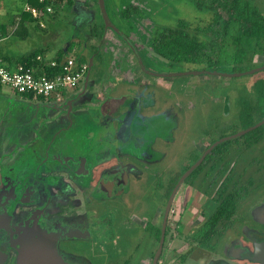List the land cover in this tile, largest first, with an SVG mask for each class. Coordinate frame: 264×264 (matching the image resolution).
Returning a JSON list of instances; mask_svg holds the SVG:
<instances>
[{
    "label": "rangeland",
    "instance_id": "374dc122",
    "mask_svg": "<svg viewBox=\"0 0 264 264\" xmlns=\"http://www.w3.org/2000/svg\"><path fill=\"white\" fill-rule=\"evenodd\" d=\"M23 1L17 0V6L24 7ZM261 1L264 11V0ZM68 2L69 0H62L60 8L54 14L55 16H44V25L37 19L35 23L36 25L39 23L40 26L37 27L36 31L41 35L40 37L35 38L32 36L28 40H22L23 38L20 36L17 38L14 35L13 39L16 38L21 43L20 45L26 43L27 45L24 48L33 52L46 53L48 57H54L62 51L64 56L70 55L78 58L82 55L86 56L89 61V58L94 55L90 85L85 95L91 97V100L98 104L96 109L100 113V118H96L97 125L91 127V130H96L95 127H97L96 136L92 141L87 142L88 138L81 127H78L79 129L71 128L63 133V137L57 139L53 147L55 151L64 152L69 157L81 154L79 148H82V144H87L88 147L89 143L94 144L95 148L100 149V153L91 155L92 159H89V165L92 169L95 168L98 171L105 167H114V165H122L123 163L129 164V159L133 157L142 175H131L128 192L124 193L123 201L119 200L117 202L118 206L115 204L117 199L107 200L106 202L100 201L94 196L87 199L85 213L93 223V236L91 240L81 243L83 246L92 247L87 256L94 262L93 264H109L112 257L115 263H119L131 253H134V256L130 262L132 264L136 262L135 264H137V253L144 255L148 250L152 252L156 247L157 237L151 234L142 240L139 252L136 250V253L133 246H135L139 235L132 236L129 239L128 234L121 229V218L131 213L132 210L139 214H146L150 210L154 211L155 206H158L161 201L166 202L167 197L165 198V195L168 196L169 188L171 189L174 185L172 178L176 176L179 178L185 167L196 159L197 146L201 151L210 142L242 131L244 126L249 124L247 122H254L264 117V102L261 97L262 90L259 87V83L264 79V70L235 77L211 73L168 77L164 81L169 83V88L159 87L158 85L147 86L144 89L143 98H137L134 94L135 91L140 90V86L131 82L125 83L124 80H119L115 75H110V83L114 86V90L104 91V89H101V92L90 93L94 91L93 84L95 82L104 80L103 76L106 71L99 49L101 42L105 39L104 20L97 0H74V11L71 12V10L69 15L64 13ZM107 2V8L112 19L132 39L144 43V51H141L144 61L150 69L158 72H182L190 69L186 68L187 65L184 64L169 65L165 60L156 56L150 42L156 31L155 28L176 24L180 18L191 22V28H206L210 25L217 28V24L214 23L215 12L222 14L221 20L227 18L226 11L217 2L211 3L209 0H206L201 6L197 4L196 0H130L135 5H133L134 8L131 15H129L130 17L118 20L111 10V0ZM126 2L128 3L126 0H117V4L121 8ZM2 17L4 15L1 16V19ZM52 19L54 22L52 21L50 24L49 20ZM12 21L10 19V22ZM95 23H101V26H103L104 35L102 37L93 35ZM17 24L18 20L13 21L10 26L13 29ZM112 35L126 43L116 33ZM81 40L82 43L88 41L89 46L82 48ZM3 43L5 44V42ZM69 43L71 44L70 47ZM124 43L122 50H119V53H121L119 56L124 57L125 52L135 55L129 45ZM11 46L14 47L13 44ZM137 47L139 48L138 45ZM111 56L109 54L108 58ZM44 58L46 61L50 60V58ZM124 59L126 58L124 57ZM255 60L257 64L252 65V67L245 65L243 70L237 72L248 71L263 65V56H256ZM233 65V63L227 64L228 69H232ZM113 69L115 71V67ZM112 73L114 72L112 71ZM148 76L151 79L157 77ZM259 88L261 91H259ZM3 91L7 96L0 94V123L5 119L6 124L0 126V150L3 151L4 147L10 148L8 149L10 151L9 155L5 156L8 160L13 161V166L17 168V172L37 175L45 171L52 173V176L63 172L64 169H61L60 164L51 162V159L48 165L41 166L40 159L34 157L33 151L34 148H39L40 144L27 143L23 145L21 141L23 137L21 138L19 130L21 124L28 122V120L23 122V118L18 119L17 117L21 111L22 103L17 101L15 97H8L13 92L11 87L5 85ZM136 103H139V111L131 110ZM140 114L142 115L141 118ZM83 119H88L85 114L82 116ZM87 123L90 122L87 121ZM15 131H18V133ZM136 131L141 132V137L137 136ZM6 138L10 140L9 143L5 141ZM241 139L242 137L239 136L230 139L231 143L228 140L222 142L220 150H231L230 159L237 160L241 166H246L252 160V155L255 152L248 151L241 155L238 148L232 146L235 143L240 144ZM71 140L75 142H71ZM96 140L99 141L96 142ZM56 147H59V149ZM145 148L149 155L153 156V159L148 158V166L145 160L139 158L140 154H145V152H142ZM83 151H87L86 154L89 152L85 148L82 149ZM39 152L41 155L45 154L40 150ZM142 157L146 156L143 155ZM7 159L6 161H8ZM160 172L162 175H159ZM204 172L202 170L194 173V184L203 181ZM134 173L135 171L132 172V174ZM51 178L50 174L49 179ZM166 181H168V187ZM193 192L190 188L183 186L175 202L171 218L172 231L170 232L171 236L164 257L166 262H181V254L177 252L182 250L173 251L174 247L180 246L178 249H181L189 244L188 241L176 234L178 228L175 225L179 224L189 206L194 205L197 208L203 201V196L197 197ZM252 197L255 199L256 195L252 194ZM258 201L264 200L260 199ZM258 201L245 207L242 213L243 221L248 222V212L255 210L256 205L264 204V202L259 203ZM118 207H120L119 210H116ZM200 217H197L195 221ZM103 218L109 220V229H113L116 238L112 240L105 239L106 233L101 232V226L97 224L98 222L96 223L97 220ZM188 223L191 224L192 222L189 221ZM251 224L254 225L255 223ZM133 231L136 232V230ZM238 233L233 230L230 232V237L234 238ZM93 251L102 254V256L92 255ZM205 256L207 258H204ZM204 257H202V261H208L212 257V252L204 253Z\"/></svg>",
    "mask_w": 264,
    "mask_h": 264
},
{
    "label": "flooded vegetation",
    "instance_id": "af4514ba",
    "mask_svg": "<svg viewBox=\"0 0 264 264\" xmlns=\"http://www.w3.org/2000/svg\"><path fill=\"white\" fill-rule=\"evenodd\" d=\"M131 110L137 109L134 106ZM263 119L264 117L254 122H247L249 124L244 126L243 130ZM241 137V143H235L232 146L238 148L241 155L248 151L255 152L252 155V160L246 166H241L237 160L230 159L231 150H220L221 147L212 149L202 163L179 186L170 210L166 214L170 197L182 175L216 140L210 142L201 151L197 146L196 159L185 167L179 178L177 176L172 178L174 185L171 189L169 188L168 196L165 195V198L167 197L166 202L161 201L158 206H155L154 211L150 210L146 214H139L132 210L131 213L121 218V229L128 234L129 239L132 236L139 235L135 246H133L135 252L136 250L139 252L141 241L149 235L153 234L157 237L156 247L152 252L148 250L144 255L136 252L138 254L137 264H180L181 262V264H264V204H258L255 206V210L248 212V222L242 220L245 207L260 199L264 200V124L246 132ZM228 141L231 143L230 139ZM71 142L75 141L71 140ZM87 147V144H82V148L79 149L82 152V149L87 150ZM33 151L35 153L39 150L34 148ZM215 151H217V154ZM86 152L83 151L82 154H86ZM142 152H145L143 155L146 157H142L143 155L140 154L139 158L145 160L148 166V158L151 156L146 149ZM212 152H214L213 155H211ZM148 155L149 157H147ZM209 155L211 161H207L203 165ZM72 156L75 157L76 154ZM72 156L68 157L64 152H56L54 148L45 152V156L39 161L41 166L48 165L51 159V162H57L62 167L61 169H64L61 173L65 174L62 175L59 172L56 176H52V173L45 171L37 175L26 174L25 172L23 174V172H17L15 166H8L5 159L0 160V264H19L20 249L27 239L36 243H39L40 240L42 243L46 242L49 245L50 239L46 241L41 230H46L47 233L56 236L57 253L54 252L52 246L48 245L37 248L34 252L32 250V264L94 263L87 256L92 247L83 246L81 243L91 240L93 236V223L85 213L87 199L90 196L104 202L117 199L115 204L118 206L117 202L119 200L123 201L124 193L128 192L131 175L140 176L142 174L141 170H138V165L135 164L133 157L129 159V164L123 163L122 165H114V167H105L98 171L91 168L89 165L90 160L87 163L85 162L86 167L83 166L81 164L83 158H80L82 160L77 161V164L74 165L71 160ZM151 159H153V156ZM202 170L205 171L203 181L194 184V173ZM133 171H135L134 174H132ZM50 174L51 179H49ZM159 175H162V173L160 172ZM190 177L191 180H189ZM235 180L239 182V187L241 186V192L234 193L239 208L233 216L232 223L227 226L223 225L214 234L209 222L219 204L216 196L223 185L225 187V197L229 196L232 192L230 191L231 182ZM166 182L168 187V181ZM183 186L190 188L192 192L194 191L193 193L197 197L203 196L204 199L197 208L194 205L189 206L181 219L182 221L180 220L179 224L175 225L178 228L176 234L189 243L181 249H178L180 246L174 247L173 251L182 250L177 252L181 254V262H166L164 257L171 236L170 232L172 231L171 218L175 202ZM164 193L166 194V192ZM252 194L256 195L255 199H253ZM119 208L116 210H119ZM166 215L164 243L159 256L155 258L160 248ZM197 217L200 218L195 221ZM108 221L107 218H103L97 220L96 223L98 222L97 224L101 226V232L106 233L105 239L112 240L116 237L113 234V229H109ZM189 221L192 223H188ZM133 230H136V232ZM233 230L239 232L234 238L230 237V232ZM216 235L220 236L218 243L215 242ZM209 251L212 252V257L208 261H202L204 253H209ZM94 253L96 251H93L92 255L98 254ZM98 255L102 256V254ZM133 256L134 253H131L119 263H115L112 257L109 264H132L130 261Z\"/></svg>",
    "mask_w": 264,
    "mask_h": 264
},
{
    "label": "trees",
    "instance_id": "16d2710c",
    "mask_svg": "<svg viewBox=\"0 0 264 264\" xmlns=\"http://www.w3.org/2000/svg\"><path fill=\"white\" fill-rule=\"evenodd\" d=\"M9 0L10 9L17 10L18 14L12 15V20L18 24L12 29L10 26L13 21L8 24H0V36L9 32L21 33V26L27 21H35L31 13L24 11L27 3L43 8L44 4L39 0H24V7L17 6V0ZM198 5H202L206 0H196ZM217 2L226 11L227 18L223 17L220 12H215L214 23L217 28L210 25L206 28H191L192 23L187 19L180 18L176 24L165 25L155 28L151 38L152 49L156 56L165 60L169 65L184 64L186 68H202L221 71H240L244 66H251L256 63V56L264 57V11L261 0H209ZM3 3V0H0ZM21 4V2H19ZM74 0H69L64 13L73 12ZM210 6V5H209ZM211 7V6H210ZM134 6H128L121 11V16L125 19L130 17ZM136 8V7H135ZM212 8V7H211ZM72 10V11H71ZM71 11V12H70ZM39 27L40 24L37 23ZM75 27V26H74ZM94 36H103L104 28L101 23H95L93 29ZM121 38V37H120ZM71 42V41H70ZM82 43V40H81ZM85 44V45H84ZM69 47L71 44H68ZM88 47L89 42L82 43L83 47ZM141 52V50H140ZM38 52L35 51L27 56L21 57L19 63L26 66H41L37 59ZM63 52H59L58 61L61 60ZM79 62L89 63L86 56H79ZM233 63L232 69H228L227 64ZM53 71V70H51ZM259 91L264 102V79L259 83ZM216 146V149L221 147ZM214 152L211 153L213 155ZM211 161L210 155L205 162ZM191 180V177L190 179ZM232 181V180H231ZM231 194L225 197V187L221 186L217 194L219 204L217 205L213 216L209 222L214 234L217 233L223 225H229L233 221V216L239 208L238 200L234 193L241 192L239 182L237 180L231 182ZM218 237V238H217ZM219 235L215 236V242L218 243ZM217 238V239H216Z\"/></svg>",
    "mask_w": 264,
    "mask_h": 264
},
{
    "label": "crops",
    "instance_id": "0c3cea01",
    "mask_svg": "<svg viewBox=\"0 0 264 264\" xmlns=\"http://www.w3.org/2000/svg\"><path fill=\"white\" fill-rule=\"evenodd\" d=\"M126 1H128V3L127 2L124 3V6H122L121 8L120 6H118L117 0H111L112 2L111 10L113 11L114 16L118 18V20H122L123 18L121 16V11L123 9H126L130 5L131 6L134 5L133 4L134 2H130V0H126ZM8 3L9 0H3V3L0 5V24H8L10 22V19L12 18V15L15 13L18 14L17 10L10 9V5ZM93 6L95 8V4ZM2 14L4 15V17H2L1 19V16H3ZM52 21L53 19L49 20V23ZM37 27L38 26L36 25L35 21H27L26 24L21 26V33L9 32L8 34L6 33L0 36L1 54L4 60L6 61V63L9 64L11 67H15L17 64H19V59L21 57L33 53V51L24 48V46L27 45L26 43L24 45H20L21 43L16 38L13 39V36L16 35L17 38L18 36H20L21 38H23L22 40H28L32 36L35 38L37 36L40 37L41 35L36 31ZM112 34L115 33L111 29L106 30L105 39H103L101 45L99 46L102 55V61L104 62L103 65L106 68V71L104 73L105 75L103 76L104 80L103 81L99 80L100 82L99 81L95 82L93 84L94 91L90 93L95 94L98 91L101 92L102 91L101 89H104V91L105 90L108 91L109 89L110 91L111 89L114 90V86L111 85L110 83V79H109L110 75H115V77L119 78V80H124L125 83L131 82L134 83V85L140 86L139 88L140 90L134 92V94L138 92V94L140 95L139 96L138 94H136L137 98H143L145 91L144 89L150 85H156V86L158 85L159 87L164 86V88L165 87L169 88L170 86L169 83L164 81V79H167L168 77L157 76L156 78H152L155 80H152L151 77L148 76L150 74L145 73L141 69L135 55L125 52L124 57L127 60L124 59V57H120L119 55H121V53H119V50H122L124 42ZM9 40H11L10 43H8ZM133 41L136 42V44L139 46V49L141 51H144L143 42H138L134 39ZM3 42H5V44ZM11 44H13L14 47H12ZM105 54L107 57L105 56ZM109 54L112 55L110 58H108ZM38 56H42V59H44V61H46L44 57L50 58V60L48 61H51V60H58L59 53L56 54L54 57H48L46 53L45 54L39 53ZM69 56L70 55H66V56L63 55L61 59H64ZM114 67H115V71L113 69ZM112 71L114 73H112ZM3 86L5 85H0V94L6 95V93L3 91ZM83 88H84V83L81 85L79 90L78 88L74 90H69L67 92H69L70 94L68 95V93L65 92L64 96H62L60 99H57L56 97H53L51 99L35 98L31 94H20L15 91H13L11 95H8L9 98L15 97L17 101L22 103L21 111L17 116L18 119L23 118L24 120L23 122L28 120V122L21 124L19 130L21 138L23 137L21 140L23 145L27 143L29 144L36 143V144H40V147L37 149L40 150L42 153L49 150L51 151L54 148L53 147L54 143L57 141L58 138L60 139L61 137H63L64 132L70 130L71 128L79 129L80 127L82 128L83 133L88 138L87 142L92 141V139H94L96 136L97 127H95L96 130H91V127L97 125L96 118H100L99 116L100 113L96 109L98 104L96 102H93L91 100V97L85 95L87 94L89 87L87 88L86 93H82ZM70 99L72 100V109L69 110L68 100ZM66 101L68 102L66 103ZM65 104H67V106H65ZM135 108L139 111V103H136ZM68 111H71L70 116L67 114ZM83 114H85V116H87L88 119L82 120ZM4 120L5 119L2 120L0 126L6 124L5 123L6 120L5 121ZM87 121H89L90 123H87ZM15 132L18 133V131ZM129 133L130 131L128 132V134ZM136 134L137 136L141 137V132L136 131ZM5 141H7V143L10 142V140H8L7 138ZM97 141L99 140H96V142ZM56 148L59 149V147ZM8 149L10 148L4 147L3 151L0 150V160L7 159L5 155H9L10 151H8ZM87 150L89 151L88 155L82 154L81 152V154L79 155L76 154L75 157L86 156L87 157L86 163H87L89 159H92L91 155H93L94 153L95 154L100 153V149L97 147L95 148L94 144L92 143L89 144V148H87ZM44 156L45 154L41 155L39 151L34 153V157L38 159H41ZM6 164L8 166L14 165L13 161L11 160H8Z\"/></svg>",
    "mask_w": 264,
    "mask_h": 264
},
{
    "label": "built area",
    "instance_id": "2783aa9c",
    "mask_svg": "<svg viewBox=\"0 0 264 264\" xmlns=\"http://www.w3.org/2000/svg\"><path fill=\"white\" fill-rule=\"evenodd\" d=\"M39 1L44 4L43 8L27 3L24 11L31 13L44 25L43 17L57 13L62 0ZM37 59L41 66H26L19 63L11 67L0 51V85H7L17 93L31 94L35 98L60 99L65 92L77 89L84 83L89 69V63L79 62L77 57L72 56L60 61H44L41 56Z\"/></svg>",
    "mask_w": 264,
    "mask_h": 264
},
{
    "label": "water",
    "instance_id": "95a60500",
    "mask_svg": "<svg viewBox=\"0 0 264 264\" xmlns=\"http://www.w3.org/2000/svg\"><path fill=\"white\" fill-rule=\"evenodd\" d=\"M98 5L100 7L101 13H102V17L104 20V27L105 30L111 29L113 30L118 36H120L132 49V51L134 52L136 59L139 63V66L141 67V69L150 75L153 76H158V77H173V76H178V75H186V74H204V73H211V74H216V75H223L226 77H235V76H243L246 74H252V73H256L259 71L264 70V64L260 65L256 68L250 69L248 71H241V72H237V71H221V70H213V69H190V70H186V71H182V72H158V71H154L152 69H150L147 64L144 61V58L140 52V50L137 47V44L133 41V39L112 19L110 12L107 8V1L106 0H97ZM94 65V55H92L89 58V69L88 72L86 74L85 80H84V88H83V92L85 93L87 88L90 85V75L92 72V68ZM68 106H69V110L72 109V100L70 99V101L68 102ZM65 106H67V104H65ZM71 111H68L67 114L70 116ZM262 124H264V119L259 121L258 123H256L255 125L244 129L242 131H239L237 133H234L232 135H228V136H224L218 140H216L214 143H212L209 148L200 156V158L182 175V177L180 178L179 182L177 183L176 187L174 188V191L170 197L168 206H167V212L166 214H168L169 210H170V206L172 204V201L174 199V196L176 194L177 189L179 188V186L183 183V181L185 180V178L197 167L199 166L202 161L204 160V158L206 157V155L212 150L214 149L218 144L232 139V138H236L239 137L243 134H245L246 132L257 128L258 126H261ZM71 158V157H70ZM80 158H83L80 159ZM72 162L74 163V165L77 164V161L79 162L81 161V164H83V166L86 167V161H87V157L86 156H81V157H74L72 156ZM84 161V162H83ZM166 221H167V215L164 221V225H163V229H162V236H161V242H160V248L159 251L156 253L155 258H157L162 250V246L164 243V237H165V230H166ZM39 229V228H36ZM41 230V229H40ZM43 235H44V239L47 241H49L50 239V244L48 245L46 242L42 243L39 240V243L33 242L29 239L26 240L25 244H22V248L20 249V256H19V264H32L33 259L31 258L33 256L32 250L33 252L38 248L42 247V246H52V249H54V252L57 253V238H55L56 236H53V234H49L47 233L46 230H41ZM41 232H40V236H41ZM53 237H51V236ZM35 238V237H34Z\"/></svg>",
    "mask_w": 264,
    "mask_h": 264
}]
</instances>
